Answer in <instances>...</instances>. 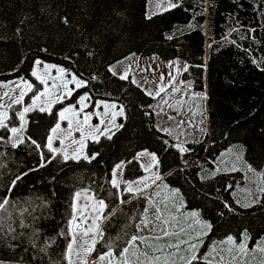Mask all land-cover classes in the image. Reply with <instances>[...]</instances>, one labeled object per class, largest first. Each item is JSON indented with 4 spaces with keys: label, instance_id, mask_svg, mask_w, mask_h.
<instances>
[{
    "label": "trees",
    "instance_id": "trees-1",
    "mask_svg": "<svg viewBox=\"0 0 264 264\" xmlns=\"http://www.w3.org/2000/svg\"><path fill=\"white\" fill-rule=\"evenodd\" d=\"M169 1L179 7L147 18V0H0V83L31 79L33 63L39 59L64 67L86 83L74 91L72 99L86 95L91 107L105 101L123 109L122 126L111 139L87 142V153L97 154L91 162L64 161L57 155L47 163L52 153L46 147L37 149L27 137L46 144L56 117L38 110L28 112L24 143L15 148L0 144V198H10L13 219L27 209L23 219L29 225L17 228V233H24L17 239L0 237V260L50 264V256L58 259L57 245L66 243L60 237L46 248L47 254L40 249L65 226L72 193L103 188L101 195L111 203L114 198L107 197V192L116 189L107 181L114 165L126 162V180L140 177L136 157L144 149L161 162L162 179L154 188L165 182L178 189L184 208L199 211L200 218L212 225L201 254L207 239L238 237L244 229L251 237L249 247L264 237V192L260 191L264 188L260 175L264 172V0ZM65 15L72 25L61 23ZM130 55L188 63L184 77L193 79L203 101L198 129L179 139L158 128L154 99L130 79L120 80L109 71ZM16 112L10 108L7 124L18 123ZM52 113H57L56 107ZM8 134L0 129V136ZM176 145L187 151L179 152ZM238 157L246 162V173L251 165L259 174L258 185L250 183L243 170L223 169V162ZM41 163L46 166L40 167ZM18 176L22 179L16 180ZM13 181L16 185L9 193ZM256 199L259 202L251 207L239 206ZM224 201L232 204L234 212L223 208ZM134 206L147 204L135 199L123 207L131 211ZM125 221L122 215L114 218L106 238L114 236ZM34 229L38 230L35 235ZM126 231L131 234L135 228ZM9 244L17 245L14 251ZM96 247L105 250L100 244ZM258 253L260 257H252L253 264L262 258Z\"/></svg>",
    "mask_w": 264,
    "mask_h": 264
},
{
    "label": "snow or ice",
    "instance_id": "snow-or-ice-1",
    "mask_svg": "<svg viewBox=\"0 0 264 264\" xmlns=\"http://www.w3.org/2000/svg\"><path fill=\"white\" fill-rule=\"evenodd\" d=\"M170 7H179V3H172ZM187 10V9H186ZM22 22V21H21ZM61 23L65 26L72 25V20L69 19L68 15L61 18ZM17 32L20 31L19 28L16 29ZM172 36H168L167 39H172ZM41 51H47V48H42ZM71 59V57H67ZM34 64L39 68L42 62L37 59ZM54 66L48 64H43V73L38 74L37 71H33L31 75L38 82V85H43V90H41L36 83L29 82L28 80H23L21 91L19 95L12 99V104H22L25 95L28 92H33L30 97L31 104L23 106L22 111L17 110L16 116L20 121L18 127H9L6 120L9 119L7 112L0 113V129H5L11 136L7 139L12 140V147H18L19 144L25 142V138L21 133L25 132L27 129L25 127V115L30 111H40L47 112L50 115L56 117V123L49 130L50 135H48L47 142L44 145L39 144L35 139L27 137L31 144L35 145L37 149L46 147L50 153H52L51 158L47 163H51L52 160L56 159L57 155H61L64 161L69 159L78 160L81 158L79 148L74 149L71 153L68 152L66 147H63L64 140L60 139L57 135L58 130H61V123L67 119L65 113H72L76 119V131L80 132V139H71V144H78L83 146L84 144V129L83 125H87L92 113H84L83 121L81 123L79 117L81 112H83L86 105L84 101L89 97L86 95L80 96L78 100L79 108L76 105H69L58 111V113H52L51 103H45L44 101L50 100V92L52 89H57L54 94L55 99L61 103L68 99L74 89H69V83H74L76 88L86 86L83 80L77 79L75 75L71 76V80H66L64 77L70 75L66 69L62 67H57V76L51 77L49 69ZM185 71L187 68L185 67ZM112 75H117L114 68H109ZM51 79V83H50ZM120 80L127 79V73L119 75ZM163 79V77H161ZM174 79V78H173ZM59 81V83H57ZM20 87V85H17ZM63 89V94H60L59 90ZM35 90V91H34ZM147 92V90H145ZM164 91L161 88L155 93L156 96L160 95V92ZM173 91H178V89H173ZM152 95V93H148ZM7 96V93H5ZM4 97H0L3 100ZM41 103L38 105L37 102ZM167 103V101H164ZM4 105L0 104V107ZM105 108L108 105H104ZM112 107H115L113 105ZM112 119H115V115ZM171 119V117H169ZM104 123L103 120L100 122ZM180 123H183L181 121ZM122 126V125H120ZM91 131L90 136L94 139H98L93 134L98 133L100 135H106L108 139H111V128H105L101 130L100 125H89ZM119 127V126H118ZM73 121L68 119L67 129L63 131L67 132L69 138L72 136ZM166 131V130H165ZM54 137L60 139L61 148H54L53 142ZM0 140H5V137L0 136ZM71 145H69L70 147ZM179 152L184 153L187 151L183 146L176 145ZM97 154H92L91 156L84 154L83 159L91 160L96 158ZM140 156H149L153 163L148 165H142L145 167L146 171H150L154 167H159L160 161L158 160L155 153H150L147 150L138 153L137 159ZM41 159L43 161V153H41ZM239 159V157H238ZM45 163H41L40 167H45ZM124 165L116 164L111 173V179L107 183L112 189H116L115 192L108 191L107 197L114 198L111 203L106 200L104 195H101L103 188L99 191L92 189L91 187L83 188L72 193L71 201L68 205L67 218L65 226L62 227L55 236H50L47 238L46 247L40 249L42 252H46V248L52 247L56 244V237H60L66 243L61 247L57 245L59 251L55 254L59 258H54L50 256V264H253L252 257L259 251L262 254V258L259 264H264V237H259L256 243H253L249 247L251 242V237L247 229H244L239 236H234L228 234L226 238L219 241H213L208 246V251L201 254L199 252V247L203 245V237L208 234L211 230L212 225L200 218V212L196 210H191L188 212V217L191 218L195 223L201 226L202 231L191 236V225L189 228H184L181 226L180 216H183L182 203L177 204L175 201H182L183 197L180 195L178 189L170 190L169 195L173 199V203L169 204L163 197L156 200L154 197L155 188L153 184L155 180H161L162 177L157 173L154 174L153 184L147 183L143 178L136 181H123L124 187H121V182L119 181V175H122ZM249 171H256L251 165L248 166ZM27 175V173H24ZM260 175L264 177V172ZM22 177H17L16 180H20ZM16 181H13L8 188L10 193L15 187ZM135 185V187H134ZM231 187V185L229 186ZM264 192V188L260 189ZM55 194V193H53ZM126 194L131 196V199H126ZM135 199H144L147 206L144 207H133L131 211H126L125 205L132 204ZM259 199L253 200L248 204H240V207H251L253 204L258 203ZM10 198L6 195L0 198V237L11 236L12 239H17L19 236H23L24 233H17V228H25L24 213L27 209L19 211V215L16 219H13L12 209L10 208ZM224 209L230 212H234L232 204L228 201L222 203ZM134 213V214H133ZM151 213V214H150ZM179 213V216L177 215ZM219 215L223 216V212H219ZM125 216L126 221L120 225L117 233L114 236H107L106 233L108 227L112 226V221L118 216ZM135 228V231L129 234L126 229L128 227ZM194 231V229L192 230ZM38 230L34 229L33 235H35ZM174 236H190V239L177 240L175 242H167L171 237ZM127 237V239H125ZM123 241L121 244L120 242ZM160 241H165V243H160ZM97 244L101 245L102 249L97 250ZM10 250H15L17 245L9 244ZM35 247V243H33ZM27 251V249H25ZM96 252L97 255L94 259H90L92 253ZM186 253V254H185ZM0 264H12L11 261L0 260ZM16 264H19L17 261Z\"/></svg>",
    "mask_w": 264,
    "mask_h": 264
},
{
    "label": "rangeland",
    "instance_id": "rangeland-1",
    "mask_svg": "<svg viewBox=\"0 0 264 264\" xmlns=\"http://www.w3.org/2000/svg\"><path fill=\"white\" fill-rule=\"evenodd\" d=\"M170 4H172V2H170L169 0H147L146 17L150 18L156 14H159L166 10L171 9L172 7H170ZM41 62L42 64L39 68H37L35 64L33 63L31 73L35 70L38 72V74H42L43 64H48L50 66H54V67H51L49 71H50L51 77H55L58 75L56 72V68L62 67V66H59L53 63H48L44 61H41ZM185 67L188 69L189 66H188V63H186L183 60L173 59V60L163 61L155 55H151L147 57H143L139 55H130L127 58L121 61H118L111 66V68H114V70L116 71L117 77H119L120 74H124L126 72L127 79H130L145 94H147L148 96L154 99L153 111L157 115H159V119H160L157 125L158 128L161 131L170 133L179 139H184L189 131L198 129L202 123V109H203L202 108V103H203L202 95L199 90L194 88L193 82H192L193 79L184 77V74L187 71V70L186 71L184 70ZM67 72L70 73V75H66L64 79L71 80V76L74 74L69 71ZM161 77H163V79H161ZM77 79L79 78L77 77ZM23 80H28L29 82H33L38 85V82L35 80V78L32 75H31V79L21 78V79H17L14 81L0 83V97H4L3 100H0V104L4 105L3 107H0V113L7 112V115H9L10 108L14 107L16 111L18 109L22 111L24 105L31 104L30 97L33 95V92H28L27 95H25L24 101L22 104H12V99H10V98H15L19 95L21 88L23 87L22 85ZM50 83H51V79H50ZM57 83H59V81H57ZM17 85H20V87H17ZM38 87L41 90H43L44 86L38 85ZM68 87L69 89H74V90L72 92V95L68 99H65L62 103L55 99L54 94L57 92V89L51 90L50 100L44 101L45 103H49V102L51 103L52 105L51 111L56 107V110L58 113L59 110L65 107H68L69 105H76L77 108L80 107V105L77 103L79 98L72 99L74 91L78 88H76L74 83H69ZM161 88H163L164 91H161L160 95L156 96L155 93L159 91ZM174 88L178 89V91H173ZM145 90H147V92ZM59 92L60 94H63V89H60ZM5 93H7V96H5ZM148 93H152V95H149ZM164 101H167V103H165ZM40 103H41L40 101L37 102L38 105ZM84 104L86 105V107L84 108L83 112H81L80 117H79L81 123L83 121L84 113H92V115L87 125L82 124L84 133H85L83 146H80L78 144H71V139H77V140L80 139V132L75 130L77 118L72 113H65L67 119L60 121L61 130H58V133H57L60 139L64 140L63 147H66L69 153H71L74 149L79 148L80 155H81L80 159H83L82 156L84 154L89 155L86 151L87 142L89 140L96 141L100 137H107L106 135H100L98 133H94L93 135L97 137L98 139L92 138V136L89 135L91 131L89 125H100L102 131L105 128H111V132H109L108 135L112 136L114 132L121 127L119 123V119L123 117L122 107H119L114 102L99 101L95 104V106L91 107L90 102L88 100H85ZM104 105H108V107L105 108ZM113 105H115V107H112ZM116 113H120V114L115 115V119L113 120L112 117ZM169 117H171V119ZM29 118L30 117L27 113L25 115V121L26 120L28 121ZM68 119H71L73 121V128L71 130L72 131L71 138L68 137L66 131H63L64 129H67ZM101 120L104 121L103 124L100 123ZM181 121H183V123H180ZM8 125L9 127H18L20 125V121H18L16 125H12V124H8ZM50 134L51 133L49 131L48 135ZM21 135L25 137L24 132L21 133ZM9 136H11V133H9L7 137H5V140H0V144L12 146V140L7 139ZM60 139H56L54 137V142H53L54 148L62 147L60 144ZM69 145L71 146L69 147ZM145 150L146 149L141 150L138 153H141ZM147 151L150 153H154L149 150ZM137 161L139 162L142 174L138 178L126 180L123 177V172H122V175H119L118 178L123 187H124L123 181H136V180H140L141 178H143L147 183L153 184V180L155 178L154 174L158 173L160 175L159 167H154L150 171H146L145 167H142V165L146 166L150 163H153L149 156H140L137 159ZM121 163L125 167V164H126L125 161H118L116 164H121ZM222 167L224 170L234 171L236 169H239V170L244 171L247 168V164L242 159H237V160L230 159L228 160V162H223ZM249 172L250 173H246L244 171V175L249 179L250 183H254L255 186L258 185L259 174L256 172H252V171H249ZM158 181L159 180H155L153 187L158 183ZM173 189L174 188H171L165 182H160L155 187L154 197L157 198V200L163 197L166 201L169 202V204H171L174 201L172 197L169 195V193H170V190H173ZM175 203L177 204L182 203L183 205L181 210L184 213V215L180 216L181 226L184 228H189V226L191 225V229H190L191 236H195L196 233L202 231L201 226L195 223L191 218L188 217L187 214L191 210H187L184 208L185 206H184L183 200L175 201ZM177 215L179 216V213H177ZM193 229L194 231H192ZM207 235L203 237V244H204V240H206ZM190 238H191L190 236H174V237H171L170 240L167 242L171 243L177 240L190 239ZM207 240H208V244L204 250V253L208 251V246L213 241H218V240L211 241L209 239ZM160 243L161 244L165 243V241H160ZM202 246L199 247V251L202 248ZM255 254L259 256L258 251ZM255 254H254V257H255ZM95 257L96 256H91L90 259H94Z\"/></svg>",
    "mask_w": 264,
    "mask_h": 264
}]
</instances>
